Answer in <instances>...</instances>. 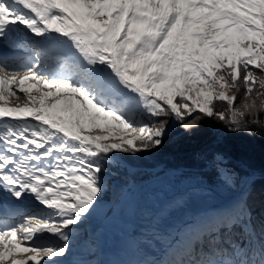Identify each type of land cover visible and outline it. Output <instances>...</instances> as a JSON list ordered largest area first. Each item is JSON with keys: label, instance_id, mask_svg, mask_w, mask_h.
Here are the masks:
<instances>
[{"label": "snow or ice", "instance_id": "snow-or-ice-1", "mask_svg": "<svg viewBox=\"0 0 264 264\" xmlns=\"http://www.w3.org/2000/svg\"><path fill=\"white\" fill-rule=\"evenodd\" d=\"M261 113L264 0H0V264H68L104 164L159 149L170 120L252 135ZM256 237L245 193L177 264H264Z\"/></svg>", "mask_w": 264, "mask_h": 264}, {"label": "rangeland", "instance_id": "rangeland-1", "mask_svg": "<svg viewBox=\"0 0 264 264\" xmlns=\"http://www.w3.org/2000/svg\"><path fill=\"white\" fill-rule=\"evenodd\" d=\"M229 94L231 95L235 93L232 90ZM18 95L20 98L18 99L16 97H12L10 99V104L22 106L28 103L27 99L24 97V94L20 93ZM34 95H36V93H34ZM226 132V130H221L216 141L212 142V145H216L222 141V137H224ZM206 143H208V140L203 141V144ZM211 151H213V148L206 146L204 152L209 153ZM146 153L148 152H142L136 155L135 162L137 164H139L141 161H145L150 164L154 162V160ZM122 156L125 158L124 154H120L119 158L123 159ZM223 156L224 155L220 153L216 154L214 157L215 159L212 162L213 164H209L213 167L215 166L219 170L214 184L206 183L203 180H196L194 174L188 175V170L183 168H166V165L164 164H158L156 167L149 169H146L147 167L141 166L142 170H146L150 173L153 172V174L148 176V174L143 171L146 173V177H143L137 183L130 182L125 185L123 182L124 186L121 190H113L116 196L112 201H101L99 207L87 221L93 222L95 227L92 229L79 228L78 230L85 229L86 231V236H81L80 239L74 235L72 254L68 257L70 264L89 263L94 252L97 251V246L93 243V239L97 234L96 230L101 229L103 226L102 224H105L110 218H123L134 214L140 219L143 218L147 220L146 217L148 213L153 208H156L159 202L161 204V206H159V216L161 215L159 218L160 220H165L168 223L178 225L182 222H187L188 219L191 218V221H194V223L197 225L186 234L182 242L180 240L178 241L181 242V246L176 248L172 253L164 255L162 258H160V260L157 261L156 264H177V262H179V260L184 256L191 257L196 242H199L201 239H203V236L207 234L210 228V222H212L217 214L224 209V206L220 204V193L228 194L242 192L239 189L241 188V185L243 184V181L246 179V177L250 175L248 174L244 177H239L237 172L233 170V166H230L229 164V166L227 164L221 166L219 163H217V160L220 157H222L226 163H234L231 158L225 159ZM105 164L112 167H125V165L119 163L117 160H114L111 163L106 162ZM229 171L234 174L233 182L225 183V180L227 179V173ZM258 174L264 178V175L260 173ZM262 178L259 177L258 179ZM114 181H116V178ZM245 193L247 192H244L243 190L241 194L245 195ZM113 207L114 209L112 210ZM28 210L36 209L33 208ZM111 210L112 213L108 215ZM132 211L134 212L132 213ZM122 214L125 215L123 216ZM20 218L21 217L18 216L13 219L19 220ZM13 219H9V222H13ZM198 225L207 226H204L198 230L196 228Z\"/></svg>", "mask_w": 264, "mask_h": 264}, {"label": "trees", "instance_id": "trees-1", "mask_svg": "<svg viewBox=\"0 0 264 264\" xmlns=\"http://www.w3.org/2000/svg\"><path fill=\"white\" fill-rule=\"evenodd\" d=\"M233 92L237 96L236 105L238 106L244 97V89L241 87L239 92L233 89ZM216 108L224 111L227 109V105L224 102L217 101ZM260 118L264 121V113H261ZM170 125L171 131L168 133L164 144L159 149L146 153L154 160L151 164L145 161L137 164L135 157L138 154L125 155V158L122 156L131 165L132 169L120 168L119 166L112 167L104 164L106 170L105 195L102 201L112 199L115 182H124L126 185L130 182L137 183L143 177H146V173L148 176L153 174V172L142 170V167L149 169L156 167L158 164H164L166 168L186 169L188 170L187 174H194L196 180L214 184L219 170L209 164L214 161V157L218 153L224 155L225 159L231 158L234 161V163L228 162L225 164L233 166V170L237 172L239 177L253 173L264 175V131L257 129L256 133L252 135L244 132L236 134L226 132L224 137H222V141L212 145V142L216 141L219 132L225 130L224 125L216 119L204 118L201 121V127L195 130H185L177 121L170 120ZM204 140H208V143L203 144ZM206 146L212 147L213 151L205 153ZM115 178L116 181H114ZM247 194L257 231L254 246L258 247L260 232L264 230V178L256 179L252 182L247 187ZM112 210L109 214L112 213ZM75 236L79 239L81 236L85 237L86 231H77ZM205 236H203L201 241L196 242L191 257L184 256L179 262L195 259V249L198 244L203 245Z\"/></svg>", "mask_w": 264, "mask_h": 264}, {"label": "bare ground", "instance_id": "bare-ground-1", "mask_svg": "<svg viewBox=\"0 0 264 264\" xmlns=\"http://www.w3.org/2000/svg\"><path fill=\"white\" fill-rule=\"evenodd\" d=\"M11 106L20 105L11 104ZM248 180L249 178L246 177L243 183L245 184ZM242 192L220 193V204L224 206V209L234 207L244 196ZM159 206H161L160 202L148 213L147 220L143 218L141 220L138 216L131 214L123 218L112 217L102 224L101 229L96 230L97 234L93 239L97 251L94 252L88 264H105L106 260L108 264H112L111 258L123 260L122 264H156L164 255L172 253L181 246L186 234L197 224L191 221V218L178 225L160 220ZM24 207L29 209L28 206ZM204 226L207 225H198L196 228L200 230ZM128 236L131 238L127 241L125 238ZM179 240L181 242H178Z\"/></svg>", "mask_w": 264, "mask_h": 264}, {"label": "water", "instance_id": "water-1", "mask_svg": "<svg viewBox=\"0 0 264 264\" xmlns=\"http://www.w3.org/2000/svg\"><path fill=\"white\" fill-rule=\"evenodd\" d=\"M118 161L121 162V160H119V159H118ZM122 163H124V162H122ZM125 166L128 167V168H130L127 164H125ZM259 177L262 178L263 176H260L259 174H252V175H250L248 177L249 180L245 184L243 183V186L241 187V190H244L247 186H249V184H251L253 181H255L256 179H258ZM253 178H255V179H253ZM250 179H253V180H250ZM123 186H124V184H122V183H116L115 184V189L116 190H121L123 188ZM130 238H131V236H130ZM130 238L128 237L126 240L128 241Z\"/></svg>", "mask_w": 264, "mask_h": 264}]
</instances>
